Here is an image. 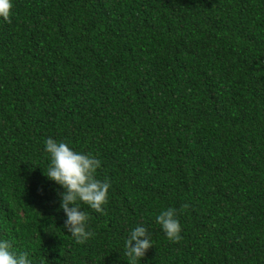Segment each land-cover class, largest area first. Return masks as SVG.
<instances>
[{"label":"trees","instance_id":"16d2710c","mask_svg":"<svg viewBox=\"0 0 264 264\" xmlns=\"http://www.w3.org/2000/svg\"><path fill=\"white\" fill-rule=\"evenodd\" d=\"M0 18V241L32 264H264V0H12ZM52 138L111 183L78 244ZM189 207L182 209L183 204ZM177 209L181 241L157 223ZM135 242H133L134 244Z\"/></svg>","mask_w":264,"mask_h":264},{"label":"clouds","instance_id":"9594fccd","mask_svg":"<svg viewBox=\"0 0 264 264\" xmlns=\"http://www.w3.org/2000/svg\"><path fill=\"white\" fill-rule=\"evenodd\" d=\"M12 0H0V18L11 23ZM45 150L50 155V165L46 176L49 180L60 185L65 191L60 193L61 208L66 214L64 227L75 238L76 243L84 244L95 235L87 230L89 220L86 211H81L80 204H86L97 213L104 212L108 203V193L111 183L96 178V172L101 167V161L89 154L74 150L65 142H58L48 138ZM189 207L185 203L182 209ZM169 241H181L182 228L178 219L177 209L169 207L162 210L156 217ZM133 242H135L133 244ZM153 247L148 230L144 226H136L125 240V253L129 257V264L143 258ZM0 264H32L27 252L17 254L10 241H0ZM43 264V262H42Z\"/></svg>","mask_w":264,"mask_h":264}]
</instances>
